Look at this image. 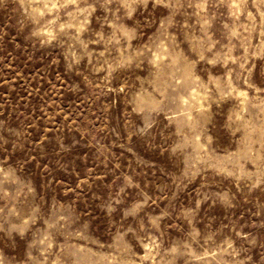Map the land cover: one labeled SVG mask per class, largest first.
<instances>
[{"label":"rangeland","instance_id":"1","mask_svg":"<svg viewBox=\"0 0 264 264\" xmlns=\"http://www.w3.org/2000/svg\"><path fill=\"white\" fill-rule=\"evenodd\" d=\"M0 264H264V0H0Z\"/></svg>","mask_w":264,"mask_h":264}]
</instances>
